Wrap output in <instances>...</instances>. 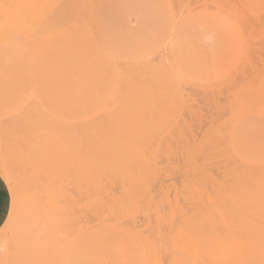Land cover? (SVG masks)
Segmentation results:
<instances>
[{
    "label": "rangeland",
    "instance_id": "1",
    "mask_svg": "<svg viewBox=\"0 0 264 264\" xmlns=\"http://www.w3.org/2000/svg\"><path fill=\"white\" fill-rule=\"evenodd\" d=\"M100 1L75 0L74 17L60 12L85 26L71 38L54 31L51 0L37 9L40 55L54 67L56 59H68L77 38L76 54L85 52L77 54L79 68L67 63L53 76L28 54L12 64L9 77L0 76V176L7 185L8 176L18 179L16 190L8 186L0 264H179L186 226L203 209L249 208L263 200L248 201L244 193L264 190V173L248 175L245 168L264 167V0H169L172 8L157 2L161 30L138 33L139 48L128 39L145 10L117 12ZM105 63L117 72L102 70ZM81 117L125 135L74 142L63 129L78 127L72 121ZM74 166L82 172L79 192L69 182ZM65 179L69 201L56 190ZM229 182L230 193L245 199L229 201ZM119 214L141 239L96 219Z\"/></svg>",
    "mask_w": 264,
    "mask_h": 264
},
{
    "label": "bare ground",
    "instance_id": "2",
    "mask_svg": "<svg viewBox=\"0 0 264 264\" xmlns=\"http://www.w3.org/2000/svg\"><path fill=\"white\" fill-rule=\"evenodd\" d=\"M42 1L43 0H0V67H1L0 68V76L9 77L11 75L10 67H12V64L16 60H19V61L23 60V57H25V55H28V54H30V55L32 54L31 57H32L33 61L36 62L37 64H39L41 67H43L45 69L46 72H48L49 74H51L53 76H57L58 74L62 73V71L65 69V65H67V63L70 64V68H72V69H77V67L79 68L80 65H81L80 63H83L82 60H80L82 62H80L79 64L77 63V61H79L78 60L79 58H77L78 57L77 54L80 53L81 51L83 52V50H81L80 52H77V54H76V49L77 48H76L75 45H77L76 42H78V41H76L77 38L74 40L76 42H74V41L72 42L71 41L73 43V46L71 44L70 56L68 57V59H66L64 57H60L59 59H56V61H55L56 65H54V67L49 66L47 64L45 58L43 57V55H40V47H39L40 46V44H39V36L40 35H39V31H38L37 9H38V7H39V5H40V3ZM76 1H78V0H76ZM77 3H79V2H75V0H51L52 21H53L52 25H54L53 28L55 29L54 31L56 32V34H59L60 36L66 35L67 37H70V36L71 37H76V36H74L75 32L77 31L76 28L80 29L78 27H81L83 25H81V26L79 25L78 27H76L77 26L76 25L77 20L72 18V17H70L69 15L66 16V14H68V13H66V11L72 13L73 17H74V14L76 12L75 9H77L76 8V6H77L76 4ZM78 7H79V4H78ZM64 11L66 13L65 14L66 18L64 17L65 19L63 20L62 18H63ZM60 12H62L63 14L60 13ZM75 15H77V13ZM61 16H62V18H61ZM81 22L78 21V24L81 23ZM83 27L85 29V26H83ZM83 27L81 29H83ZM81 29H80V31H81ZM80 31L76 32V35H77V33H81ZM72 47L75 48V51H74V49ZM80 48H81V46H80ZM30 50H31V52H30ZM77 51H78V49H77ZM83 53H84L83 55H85V52H83ZM87 56L88 55H86V57L82 56V58L85 57V58L88 59L89 56L88 57ZM99 56L101 57L100 54L98 55V58H100ZM93 58H95V56ZM93 58H90L89 60H91V59L93 60ZM87 59H85V60L87 61ZM92 62H94L95 64L98 63L97 61H95V59ZM92 62H91V64H94ZM89 64H90V62H89ZM91 64H90V66H92ZM105 65H106V63L103 65L102 70H106V69H104ZM108 65H106V66H108ZM96 66H97V64H96ZM88 68H90V67H88ZM108 68H109V70H111L112 65L108 66ZM98 69H99V66H98ZM114 69H112L111 72ZM115 71H116V69H115ZM105 72H107V71H105ZM105 72H103V73H105ZM111 72H108V74L111 73ZM116 72H114V74ZM94 73H93V75H95ZM253 75H254V72H253ZM116 76H117V74H116ZM91 77H93V76H91ZM128 77H132V76H130V74H129ZM120 79H121V77L119 78V80ZM125 79H126V82L129 80L128 78H125ZM130 79H131L130 81H133L132 78H130ZM140 79L137 78L136 80H140ZM115 80H116V78H115ZM119 80H118V83L120 82ZM123 80H124V78L121 79V81H123ZM142 81H144L143 78L141 79V82ZM126 82L124 80L125 84H126ZM105 83H108V82H105ZM135 83H138V82H135ZM105 85L107 86V84H105ZM105 85H104V88H105ZM248 85L249 84L247 83L246 87L245 86L244 87L249 89L250 86H248ZM125 86H127V85H125ZM225 86H224V89L226 88ZM230 86H231V84H230ZM230 86L228 85L227 87H230ZM88 88H87V90H88ZM117 88H119V86H117ZM251 88H253V87H251ZM213 89H214V93H216L217 92V87H216V91H215V88H213ZM219 89H220V87H218V90ZM229 89H231V88H229ZM87 90H85V92ZM91 90H88V92H90ZM101 91H103V90L101 89ZM117 91H118V89H117ZM230 91H232V90H230ZM205 92H208V91H205ZM210 92H212L211 89H210ZM63 93H65V92H63ZM232 93H234V92L232 91ZM263 93H264V91H263ZM71 95H73V94H71ZM234 96L236 97L237 95H233V97ZM250 96H251V94H250ZM189 97H190V95H189ZM239 97H240V95H239ZM245 97H248V95L245 96ZM80 98L78 100H80ZM261 98H262V96H261ZM229 99H231V98H229ZM256 100H257V98H256ZM263 102H264V100H263ZM84 105H86V104H84ZM65 106H67V105H65ZM231 106L232 105H230V107ZM61 107H60V109L62 110L63 107L62 108ZM66 109H68V108L66 107ZM72 110H74V109H72ZM65 111L66 110H64V112ZM88 111H90L89 113H91V110H88ZM105 111H107V110H105ZM206 111H208V110H206ZM74 112L75 111H73V113ZM76 112H77V109H76ZM92 112H94V111L92 110ZM112 112H109V113H112ZM70 113H72V112H70ZM81 113L83 114L84 112L81 111ZM117 113H119V112H115L113 115H115ZM194 114H193V116H194ZM74 115H76V113H74ZM74 115H73V117L75 118ZM77 115L78 116H76V118L77 119L80 118L79 117L80 114L77 113ZM90 115L91 114H89V116ZM69 116L71 117L72 114H70ZM89 116L87 115V117H89ZM193 116H192V118H193ZM65 117H68V116H65ZM83 117H84V115H83ZM87 117H85V118L87 120H89V121L84 120V118H82V117L81 118L84 120V124L86 126H88V124H89L88 127H85V125H83V120L82 119H80V120H82V124H81L80 120H78L79 122L77 121L80 125L77 124L76 121L73 122L72 120H74V119H72L71 120L72 124L74 123L76 126L78 125V127H76L73 124L72 126L73 127L75 126L76 128L63 129V132L64 133L66 132L64 135L66 137H68V138H69V135H72V138H73L74 142H86V143H90V144H92V143L97 144L99 142H107V141H110L112 139L119 138V137H122V136L125 135L126 130L124 131L123 129H120V128H116V129L107 128V127L105 128L103 126V124H101L103 127L102 126H95V124H94L95 121H92V120H95V119H92V118L88 119ZM91 117L94 118L93 115ZM126 117L127 116H125L123 118H126ZM196 117H198V116H196ZM216 117H218V116H216ZM67 120H69V119H67ZM90 120H91V122H90ZM131 120H129L130 123H133L134 121H131ZM203 120H205V118H203ZM87 122H90L93 125H90V123H87ZM203 122H205V121H203ZM107 124H109V123L107 122ZM82 125L84 126L83 128L79 127V126H82ZM190 125H192V124L190 123ZM122 127L123 126H121V128ZM124 127H126V126H124ZM132 128H133V126H132ZM206 130H207V128H206ZM206 130H203V131H206ZM195 131H197V130H195ZM210 132H213V131H210ZM210 135H211V133H210ZM198 138H199V136H198ZM205 145H207V143H205ZM217 145H215V147ZM74 167H75L74 180L71 179V181H69L70 179H65V183L64 184H61L62 180H60V184H58V189H56L57 191H59V188H60L61 192L63 191L64 197H66L65 199H67L66 201H69L70 196H71L69 194L71 192V190L68 192L69 188H67L68 187V185H67L68 181L71 183L72 186L74 185L75 192H79V190H80V176L79 175H81L82 172H79V168H77V166H74ZM0 168H2V165H0ZM245 168L247 170L248 175L250 173H253V172L256 173V174H263L264 173V167H260L259 166V167H255V168L254 167H245ZM234 169H235V167H234ZM228 170H230V172H234V171H232V168H230V167H229ZM239 173L240 172L238 171V174ZM233 174H236V173L234 172ZM233 174H231V176ZM245 174H244V176H245V178H247L248 176H246ZM239 176L242 177L243 173L241 175H239ZM234 177L237 178L236 176H234ZM240 177H238L239 179L238 178L237 179L240 180ZM249 178H251V177H249ZM263 178H264V176H263ZM247 180L251 181V179L249 180L248 178H247ZM7 182H9L8 186H10V188L12 190H16V185H18V179L15 176H11V175L8 176L7 177ZM235 182L232 183V185L233 184L239 185L238 183L236 184ZM229 184H230V182H229ZM229 184H227L224 187L227 188L226 190L229 193L228 196L229 197L231 196V198L229 199L230 202L233 203V201H234L232 199V196L233 197H239V199H240L243 196H245L244 194H247L246 198H248V199H246V200H248V201L253 200L254 198H256L258 196L263 198V200L261 202V205H260V201H259V203H258L259 206H254V207H249V208H246V205L239 206V207H235V205H233V206L230 207V209H227V208L220 209V207H214V206L213 207L210 206V207H207V208L203 209L200 217L195 218V223H192V224L186 226V232H187V236L189 238L185 242L186 243V247H185L186 249H184V253H182L180 258H178L179 264H264V190H262V192H263L262 193V192H260L261 188L257 187V188H259L258 190L253 191V192L248 194L246 192L247 191L246 190L247 186H245L243 188L244 189L246 188L245 189L246 193H244L243 196L241 197L240 195L242 193L239 196L237 195V193L233 194V195H232V193H234V192L230 193L231 184L230 185ZM241 184H243V183H241ZM14 186H15V188H14ZM239 190L242 191L240 188H239ZM242 199H245V198L243 197ZM244 201L245 200H243V202ZM96 219H97V222L101 223V224L107 222V223H110V224H113V225L120 226L124 230H126L129 234H131L132 237H134L136 239H141V236H140L141 234L137 230L135 224L134 223H130L129 220L125 221L123 216H121L120 214L118 216L111 215V216H105V217L100 215Z\"/></svg>",
    "mask_w": 264,
    "mask_h": 264
},
{
    "label": "crops",
    "instance_id": "3",
    "mask_svg": "<svg viewBox=\"0 0 264 264\" xmlns=\"http://www.w3.org/2000/svg\"><path fill=\"white\" fill-rule=\"evenodd\" d=\"M166 2L167 5L171 7V3L169 0H101L102 4L104 6L111 5L110 9L112 8L113 11L117 10V12L125 11V9L129 8H137L140 5L142 9H144L143 13V20L141 23L140 28L137 31L134 32H127L131 33L128 41L133 43V48H139L140 42L143 43V41L140 38H135L138 33H146L150 35H158L161 30L162 25V18L160 17V12L158 7L156 6L157 2ZM128 36V35H127ZM126 38V36L124 37ZM124 41H127L126 39H123ZM255 147V145H251ZM254 148H252L253 150ZM10 204H11V194L9 187L5 180L0 176V227L5 222L9 210H10Z\"/></svg>",
    "mask_w": 264,
    "mask_h": 264
}]
</instances>
